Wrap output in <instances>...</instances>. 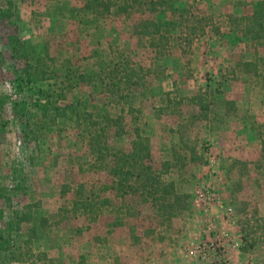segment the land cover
<instances>
[{
    "label": "rangeland",
    "instance_id": "obj_1",
    "mask_svg": "<svg viewBox=\"0 0 264 264\" xmlns=\"http://www.w3.org/2000/svg\"><path fill=\"white\" fill-rule=\"evenodd\" d=\"M11 1L15 4L12 22L26 43V53L50 54L61 76L70 70L99 76L126 56L136 66L153 62L165 66V71L159 69L158 75L149 76L147 85L133 95L135 111L125 114L128 133L114 144L130 148L139 130L151 138L155 166L168 162L172 167L164 179L192 196L191 210L175 219L171 230L150 219L149 207H137L133 213L140 210L149 220L130 219L137 225L136 243L128 227L109 233L107 224L113 215L108 212L88 230L82 215H70L71 220L55 225L53 216L72 200V195L63 196L64 184H85L99 193L105 177L100 171L81 170V164L90 161L72 124L61 122L52 129L43 153L25 141L26 119L13 112V102L25 98L15 85L25 59L14 58L8 40L12 26L3 23L0 52L6 62L0 65V98L6 106L0 114V193L14 186L13 177L28 191L11 193L12 208L4 201L0 206L10 218L15 210L40 203L34 212L49 223L39 226L35 252L47 254L54 264H220L223 260L264 264L261 244L245 250L240 226L243 219L253 217L256 208L264 217V168L255 166L262 156L264 78L253 77L243 65L255 61L257 52L264 56V48L231 29L229 23L230 15L249 13V4L258 0H180L178 7L187 10L188 21L206 25V34L190 38L186 55L183 47L176 46L163 59H156L139 44L134 24L140 15L126 20L97 18L81 10L87 0ZM6 4L7 0H0V8ZM148 16L164 22L174 18L171 12ZM92 86L81 83L68 100L82 98L118 117L122 104L111 105ZM29 113L36 111L29 109ZM195 154L204 157L205 163L193 161ZM239 162H247L248 169ZM208 193L216 196L210 205L202 197ZM147 225L154 234H144ZM204 243L214 244L218 251L202 261Z\"/></svg>",
    "mask_w": 264,
    "mask_h": 264
},
{
    "label": "trees",
    "instance_id": "obj_2",
    "mask_svg": "<svg viewBox=\"0 0 264 264\" xmlns=\"http://www.w3.org/2000/svg\"><path fill=\"white\" fill-rule=\"evenodd\" d=\"M179 3L180 0H87L81 10L97 18L117 17L126 20L140 15L134 24L139 44L154 54L156 59H163L176 46L183 47L186 55L192 43L190 38L206 34L207 26L189 22L185 15L187 10H181ZM14 5L11 0H7L5 8H0V27L3 23L12 26L8 36L11 52L14 58L25 59L24 68L15 84L25 98L13 102L15 116L26 119L25 141L30 145L34 144L37 151L43 153L52 129L61 122L72 124L79 131L86 147V157L90 161L89 165L83 162L81 170L100 171L105 177L103 189L99 193L87 188L85 184H64L62 194L72 195V200L62 205L53 216L55 225L68 222L72 218L70 215H82L88 222L85 226V230H88L92 223L99 222L104 213L108 212L113 215V220L110 219L111 222L107 224L109 233L120 227H128L136 243L139 242L137 225L130 222V219L147 223L149 219L142 211L133 213L137 207L147 206L153 215L150 219L160 228L171 230L174 220L191 210L192 196L180 192L174 181L164 179L172 167L168 162L155 166L151 138L148 136L137 130L130 148H119L114 144L118 138L128 133L129 124L125 114L135 111L131 105L133 95L147 85L149 76L158 75L159 69L165 71V66L154 62L149 66H136L126 56L121 62L106 67L99 76L89 77L75 70L61 76L53 67L55 58L50 54L26 53V43L12 22L15 16ZM248 7L250 10L247 14L229 16L230 27L248 37L257 47L264 48V0L254 1ZM161 12H171L174 18L164 22L148 16ZM5 62L6 59L0 52V65ZM243 65L253 77L264 78V56L258 55V52L255 61ZM52 81L55 83L44 87L43 83ZM81 83L91 84L101 94L104 93L111 105L119 101L122 108L118 117L113 118L110 112H102L82 98L69 101L68 94L81 86ZM5 106V100L0 98V114ZM29 109L35 110L36 114L29 113ZM260 135L262 156L255 164L258 170L264 168V135ZM192 156L193 161L205 163L201 155ZM238 165L246 170L249 167L247 162H239ZM13 184L11 189L0 193V202L4 201L9 208L13 207L12 192L25 194L28 191L16 177H13ZM105 192L111 193V196L103 197L102 193ZM112 196L117 201L120 200V204L113 202ZM39 207L40 203L26 205L15 210L13 216L8 218L4 208L0 206V264H54L47 254L34 250L35 240L40 234L39 226L49 223L46 218L38 219L34 211ZM240 226L245 250H252L259 244L264 250V217L260 216L257 208L253 217L243 219ZM149 227L145 226V235L154 234ZM260 232L263 233L260 235Z\"/></svg>",
    "mask_w": 264,
    "mask_h": 264
},
{
    "label": "built area",
    "instance_id": "obj_3",
    "mask_svg": "<svg viewBox=\"0 0 264 264\" xmlns=\"http://www.w3.org/2000/svg\"><path fill=\"white\" fill-rule=\"evenodd\" d=\"M202 197H204V201H206L207 205H210L212 202H214L216 200V196L212 193H208L206 194H202ZM217 247L214 244H206L204 243L203 246L200 247V257L202 259V261L205 260L206 257H208L209 255H211V253L216 252ZM220 264H228L227 260H223L221 261Z\"/></svg>",
    "mask_w": 264,
    "mask_h": 264
}]
</instances>
